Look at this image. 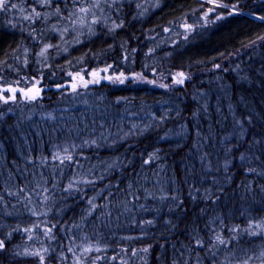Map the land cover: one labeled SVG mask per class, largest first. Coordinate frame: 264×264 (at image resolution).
Returning a JSON list of instances; mask_svg holds the SVG:
<instances>
[{"label":"trees","instance_id":"obj_1","mask_svg":"<svg viewBox=\"0 0 264 264\" xmlns=\"http://www.w3.org/2000/svg\"><path fill=\"white\" fill-rule=\"evenodd\" d=\"M12 2L0 264H264V0Z\"/></svg>","mask_w":264,"mask_h":264},{"label":"water","instance_id":"obj_2","mask_svg":"<svg viewBox=\"0 0 264 264\" xmlns=\"http://www.w3.org/2000/svg\"><path fill=\"white\" fill-rule=\"evenodd\" d=\"M76 79H77L76 77H71V79L64 81L61 84H54V85H50V86L40 85V86L31 87L29 89H22V88H19L18 86L0 87V92H1L0 98H3L2 93H4V92L9 93L7 100L14 99L16 94L19 92L25 94L26 96H30V97L35 96L36 97V96L41 95L44 91H47L49 89H54L56 91H59L60 89L66 87V86H72L76 82ZM37 91L39 92L38 95H37Z\"/></svg>","mask_w":264,"mask_h":264},{"label":"snow or ice","instance_id":"obj_3","mask_svg":"<svg viewBox=\"0 0 264 264\" xmlns=\"http://www.w3.org/2000/svg\"><path fill=\"white\" fill-rule=\"evenodd\" d=\"M51 2V0H42V3H50ZM7 4H8V0H0V10H4L6 7H7ZM94 6H96V5H94ZM11 7L12 8H16L17 6L15 5V4H12L11 5ZM57 11H59V9H57ZM79 11L81 12V13H87L88 11H89V9L88 8H85V7H81V8H79ZM33 13H34V15L37 17V18H39L40 17V13L39 12H36L35 11V9H33ZM24 19H31V17H29V16H25L24 17ZM261 19H264V17H261ZM96 21L94 20L93 21V23H95ZM73 23H75V21H73ZM120 25H116V27H119ZM46 48L47 47H50L49 45H46L45 46ZM41 55H43V50H42V52H41ZM217 67H219V65H217ZM107 69H105V71H106ZM178 76H180V77H182V79H178V80H176L175 82L176 83H178V84H182L183 82H184V80H183V76H184V74L183 73H178ZM39 94V92L37 91V95ZM30 99H35V96H32V97H30ZM239 123V122H238ZM258 142V141H257ZM65 151H67V149H65ZM153 158H155L154 157V154L153 155H150V159H153ZM65 159H67V160H71L72 159V157L69 155V156H67V157H65ZM244 159V156H243V154L241 155V160H243ZM145 163L147 164V163H149V161H145ZM250 171H255V169H250ZM71 186V185H70ZM172 199L173 200H175L176 199V197H172ZM90 203H91V201H90ZM93 207H95V205H93ZM148 225H152V223H153V221H151V220H149V221H147L146 222ZM219 239V238H218ZM197 243L199 244L200 243V241H197ZM221 243H223V241H221ZM4 245H3V241H0V248H2ZM70 251H71V249H69ZM89 249H85V251H88ZM97 250H99V249H97ZM142 251H144V252H147L148 251V249L147 248H145V249H143ZM133 254H135V251H134V253ZM41 261H43V257H41Z\"/></svg>","mask_w":264,"mask_h":264},{"label":"rangeland","instance_id":"obj_4","mask_svg":"<svg viewBox=\"0 0 264 264\" xmlns=\"http://www.w3.org/2000/svg\"><path fill=\"white\" fill-rule=\"evenodd\" d=\"M11 3V5H12V0H8V4H10ZM7 4V5H8ZM14 4V3H13ZM12 8V7H11ZM253 16H255V15H253ZM105 69H107L106 67H101V68H96V69H93V70H91L90 71V74H92L93 76H101V75H106L107 74V72H108V70H106L105 71ZM78 76L79 78H82V75H81V73H76V74H72V75H70V76ZM103 79L105 78L106 79V77L105 76H103L102 77ZM40 84V82L39 81H34V83H32V86H36V85H39ZM8 95V94H7ZM43 97H45V96H43V95H40L38 98H40V99H42ZM17 98H19V101H22L23 99H25L26 97H25V95L24 94H19V95H17V97L15 98V99H17ZM1 100V99H0ZM6 100V98L4 99V100H1V101H5Z\"/></svg>","mask_w":264,"mask_h":264},{"label":"bare ground","instance_id":"obj_5","mask_svg":"<svg viewBox=\"0 0 264 264\" xmlns=\"http://www.w3.org/2000/svg\"><path fill=\"white\" fill-rule=\"evenodd\" d=\"M251 16H253V15H251ZM253 17H255V18H258V19H261V17H259V16H256V15H255V16H253Z\"/></svg>","mask_w":264,"mask_h":264}]
</instances>
